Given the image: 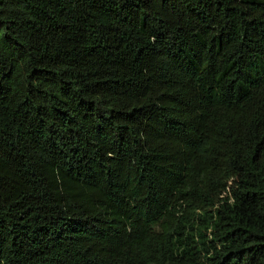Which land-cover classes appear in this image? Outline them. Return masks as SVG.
Masks as SVG:
<instances>
[{
  "label": "trees",
  "instance_id": "trees-1",
  "mask_svg": "<svg viewBox=\"0 0 264 264\" xmlns=\"http://www.w3.org/2000/svg\"><path fill=\"white\" fill-rule=\"evenodd\" d=\"M0 264H264V0H0Z\"/></svg>",
  "mask_w": 264,
  "mask_h": 264
}]
</instances>
